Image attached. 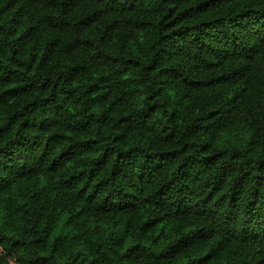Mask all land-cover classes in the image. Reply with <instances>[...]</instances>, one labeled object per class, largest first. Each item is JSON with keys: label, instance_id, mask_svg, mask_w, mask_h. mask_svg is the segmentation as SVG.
Here are the masks:
<instances>
[{"label": "trees", "instance_id": "1", "mask_svg": "<svg viewBox=\"0 0 264 264\" xmlns=\"http://www.w3.org/2000/svg\"><path fill=\"white\" fill-rule=\"evenodd\" d=\"M0 264H264V0H0Z\"/></svg>", "mask_w": 264, "mask_h": 264}]
</instances>
